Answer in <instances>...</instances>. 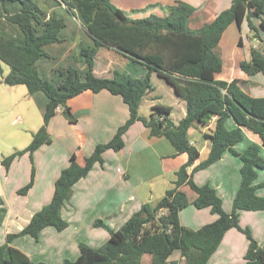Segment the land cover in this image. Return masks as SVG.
Here are the masks:
<instances>
[{"label":"trees","instance_id":"obj_1","mask_svg":"<svg viewBox=\"0 0 264 264\" xmlns=\"http://www.w3.org/2000/svg\"><path fill=\"white\" fill-rule=\"evenodd\" d=\"M53 1L76 14L85 29V39L75 44L78 49L75 59L84 67L79 69L70 62L57 69L55 84L41 76L37 66L40 59L48 56L46 46L64 40L65 18L54 11L46 13L37 0H0V60L9 66V72L0 82L9 86L23 84L29 94L42 91L48 98L42 124L32 134L30 143L4 156L0 164L8 169L14 158L25 152L32 158L34 150L49 143L47 126L57 107H62L65 119L74 123L76 119L67 101L85 90L106 89L120 95L128 106L129 116L107 142L96 144L82 165L76 162L75 153L70 155L69 164L54 182L51 200L33 213L21 230L7 234L6 242L0 244V264H50L33 263L9 242L22 235L37 239L46 226L63 230L67 221L61 215V208L72 193V185L86 176L95 162H103L105 150L117 151L123 147V134L135 121L148 128L150 136L168 139L176 154L186 155V161L175 172L173 186L154 204L143 203L117 229L96 219L93 225L108 231L107 241L98 248L81 242L78 256L64 259L60 264H141L144 253L151 255L150 264H165L174 250L179 251L184 264H206L230 228L240 230L248 239L242 264H264V243L258 244L250 230L240 226L238 221L239 210L264 209V197L256 194L254 183L256 169L264 168V159L256 143H250L242 152L233 149L243 138L242 127L257 134L264 147V96L249 95L235 81L215 79L222 62L213 51L232 22L240 26L245 19L252 36L260 39L259 29H264V0H231L227 8L199 28L190 27L194 6L183 0L169 5L165 16L149 14L142 18L126 16L111 0ZM253 18L259 19L258 25ZM100 47L124 54L145 67V74L136 77L114 71L111 77L97 76L93 67ZM240 68L247 74L261 72L264 75V50L251 47L249 60H242ZM153 72L172 85L186 103V113L176 123L170 118L171 106L161 103L154 105L148 116L139 114L142 97L153 88L150 80ZM212 116H216V122L208 135L211 142L208 156L188 172V167L198 157V150L187 138V130L194 124H204ZM228 118L236 123L232 129L225 127ZM226 150L241 160L240 183L230 212L224 211L213 187L208 183L198 185L192 179L195 171L220 159ZM33 178L32 169L29 181L17 190L18 194L27 192ZM183 184L196 193L192 204L196 208L209 207L217 216L215 220L197 229L180 223L178 213L189 203L186 193L180 189ZM5 214L0 198V223Z\"/></svg>","mask_w":264,"mask_h":264},{"label":"crops","instance_id":"obj_2","mask_svg":"<svg viewBox=\"0 0 264 264\" xmlns=\"http://www.w3.org/2000/svg\"><path fill=\"white\" fill-rule=\"evenodd\" d=\"M174 1L147 0L142 4L147 6L144 8V15L165 16L169 11L168 6ZM183 1L194 6L190 27L199 28L210 22L219 11L227 8L231 0ZM148 4L155 7L148 9ZM151 10L154 12H150ZM253 22L258 25L259 19L253 18ZM243 31H250L245 19L240 26L232 22L224 30L213 49L222 62L220 72L214 77L228 82L235 81L249 95L263 97L264 75L261 72L245 73L240 68V62L249 60L251 47L264 50V29H259L260 39L253 37L254 43L244 40ZM240 37L241 43H238ZM71 39L76 42L74 36ZM66 43L68 41L64 42ZM58 44L61 43L54 46ZM101 48L103 47L99 50ZM98 52L93 72L100 77H111L118 69L105 68V64L112 65L109 58L102 60L103 65L100 64L97 61ZM79 64L80 66H76L82 69L84 66ZM138 65L141 71L135 76L142 77L145 67ZM0 71L1 79L9 72V67H0ZM150 80L153 88L142 97L139 114L148 116L152 107L161 103L171 106L170 118L175 123L178 122L186 113L185 101L176 94L172 85L155 72L150 75ZM2 85L0 82V160L30 143L32 134L42 124L48 101L42 91L29 94L24 85L21 87L22 84H5L7 89ZM5 94H10V98L6 99ZM144 104L146 114L142 113ZM67 105L76 119L74 123L65 119L62 107H57L47 126L50 142L34 150L32 158L28 152L14 158L8 169L0 164V198L6 208V214L0 223V244L6 242L7 234L21 230L33 213L51 200L54 182L61 170L69 164L72 153H75L76 162L82 165L96 144L107 142L129 116L128 106L121 96L106 89L97 92L85 90L70 98ZM17 112L22 113V118ZM215 122L216 116H212L204 124H194L188 128L187 138L198 150V157L188 167V172L207 158L211 146L208 135L212 133ZM235 126L236 123L231 118L226 119L227 129ZM242 132L243 138L233 145V149L242 152L250 143H256L260 146V155L264 159L260 137L245 127H242ZM123 141L121 149L105 150L102 153L103 162H95L86 176L72 185V193L61 208V215L67 221L63 230L46 226L40 230L37 239L22 235L13 238L9 244L25 253L33 263L43 261L60 264L64 259H75L78 256L81 242L98 248L107 241L109 233L105 228L93 225L96 219L117 229L143 203L154 204L158 201L165 190L173 186L175 172L186 161V155L176 154L175 148L164 136H150L149 129L139 121L132 123L124 132ZM240 166L241 160L226 150L220 159L195 171L192 179L198 185L208 183L213 187L222 200L224 211L230 212L240 183ZM32 169L34 178L31 187L25 194H18L17 190L29 181ZM254 183L257 185L256 194L264 197V168L256 169ZM180 189L186 193L189 201L178 213L183 226L197 229L216 219V214L209 207L196 208L192 204L196 193L187 184H183ZM238 221L240 226L250 230L258 244L264 243V209L239 210ZM247 245L246 236L240 230L230 228L206 264H242ZM150 261L151 255L144 253L141 264H150ZM172 261L184 264L178 250L170 254L165 264Z\"/></svg>","mask_w":264,"mask_h":264},{"label":"rangeland","instance_id":"obj_3","mask_svg":"<svg viewBox=\"0 0 264 264\" xmlns=\"http://www.w3.org/2000/svg\"><path fill=\"white\" fill-rule=\"evenodd\" d=\"M41 8L46 12L50 13L54 11L55 13L62 15L65 18L66 21V27L64 28V31L62 32V37H65L63 41H61V44H58V46H54L57 43L50 44L46 46L45 50L48 53V56L45 58L40 59L37 69L40 73L41 76L46 78L49 82L55 84L57 82V73L56 70L65 66L66 64L72 62L78 66L80 64L77 62L75 57L78 55V49L75 46V44L81 40L85 39V29L84 26L82 25L81 21L77 17L76 14L70 13L64 5H57L53 0H37ZM147 0H111V2L116 5L118 8H120L126 16L130 18H142L145 14V7L147 6H142L144 5V2ZM152 0H150L151 2ZM154 1V0H153ZM159 1H164L167 2L169 0H159ZM141 7V9H139ZM155 6H152L148 4V9H153ZM154 12V11H150ZM75 37L76 42L74 43V39H71L72 37ZM242 36L245 41H249L251 43H254L255 40L253 39L252 32L251 31H243ZM68 41V43L64 44V42ZM54 47V48H53ZM60 47V48H59ZM229 47V46H228ZM59 48V49H57ZM113 49L111 51H107L106 48H101L98 52L97 55V61L102 64L104 59L109 58L111 59V64L110 66H106L105 62V68L109 69L111 68L112 70L118 69V72H123V73H128L132 76L137 75L140 73L141 68L140 66L129 59L127 56L124 54H116ZM103 60V61H102ZM108 62V60H107ZM103 65V64H102ZM0 67L2 69H6V67H9L7 64L2 62L0 60ZM1 74V71H0ZM164 83V82H163ZM2 87H5L7 89L6 85L3 84ZM21 87H24L23 84ZM10 90L12 88H9ZM6 99L10 98V94H5L4 95ZM24 100V99H23ZM146 106L144 104L142 108V113L146 114ZM22 118V113H16Z\"/></svg>","mask_w":264,"mask_h":264},{"label":"built area","instance_id":"obj_4","mask_svg":"<svg viewBox=\"0 0 264 264\" xmlns=\"http://www.w3.org/2000/svg\"><path fill=\"white\" fill-rule=\"evenodd\" d=\"M117 170H119V169H117Z\"/></svg>","mask_w":264,"mask_h":264}]
</instances>
